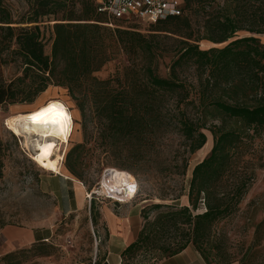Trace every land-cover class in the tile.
Wrapping results in <instances>:
<instances>
[{
  "label": "trees",
  "instance_id": "1",
  "mask_svg": "<svg viewBox=\"0 0 264 264\" xmlns=\"http://www.w3.org/2000/svg\"><path fill=\"white\" fill-rule=\"evenodd\" d=\"M24 1L27 11L15 16L0 0V107L31 103L50 86L64 88L103 140L131 143L129 154L138 161L144 157L140 143H152L167 129L180 135L189 154L204 146L203 130L212 134L208 155L192 168L186 204L164 206L152 219L144 213L122 264L138 255L158 261L189 244L206 262L229 264L210 260L209 240L214 224L246 193L252 174L240 166L243 150L264 131V44L257 37L264 35V0H181V15L148 24L150 34L107 18L95 0ZM43 20L53 22L50 55L44 53ZM163 38L176 43L166 77L154 68ZM201 41L223 45L201 49ZM119 51L133 56L122 73L96 78ZM11 63L20 75L5 80L1 69ZM186 167L185 161L182 174ZM65 168L77 177L72 165Z\"/></svg>",
  "mask_w": 264,
  "mask_h": 264
},
{
  "label": "rangeland",
  "instance_id": "2",
  "mask_svg": "<svg viewBox=\"0 0 264 264\" xmlns=\"http://www.w3.org/2000/svg\"><path fill=\"white\" fill-rule=\"evenodd\" d=\"M215 1L222 3L223 0ZM4 3L15 16L27 11L24 0H4ZM52 23L46 20L40 23L46 55H50ZM119 24L127 28L136 27L143 34H150L154 29L153 25L134 21H120ZM237 35L241 37L247 33L238 32ZM257 37L264 44V35ZM162 42L164 51L155 61L154 68L158 75L166 77L174 55L170 50L176 43L164 38ZM222 45L199 42L201 49ZM166 49L170 52H165ZM131 58L133 56L127 57L119 51L94 76L101 80L114 78L117 73H122ZM1 71L5 80L20 75L17 63L4 65ZM192 71L186 72L188 80H194ZM49 99L65 104L73 122L68 145L61 150V174L55 168H44V160L34 155L31 146H25L24 139L12 126V116L31 111ZM84 114L66 89L55 86L48 87L31 103L0 107V230L7 225L17 228L50 226L53 230L47 241L9 252L2 247L0 239V264H99L104 241L99 208L108 206L118 212L123 210L122 205L143 206L140 209L142 226L144 213L152 219L164 210V206L186 204L192 168L208 155L212 147L213 137L208 130H203L206 136L204 146L189 154L180 135L167 129L152 143H140L138 147L144 152V157L138 161L129 154L131 143L110 145L108 140L102 139L101 129L88 112ZM185 161L187 167L182 174ZM65 163L74 167L77 177L67 172ZM240 166L252 174V180L232 214L214 224L209 240L212 247L209 258L216 263L264 264V131L244 148ZM106 169L118 170L134 178L136 192L130 201L113 202L103 195L92 204L88 202L85 193L102 181ZM77 192L82 194L80 199L76 198ZM155 204L163 207L154 209L152 206ZM90 206H93V215ZM200 207L199 211H202ZM155 262L149 256L138 255L131 264Z\"/></svg>",
  "mask_w": 264,
  "mask_h": 264
},
{
  "label": "crops",
  "instance_id": "3",
  "mask_svg": "<svg viewBox=\"0 0 264 264\" xmlns=\"http://www.w3.org/2000/svg\"><path fill=\"white\" fill-rule=\"evenodd\" d=\"M86 194V193H85ZM82 194L76 193L80 199ZM95 201V200H94ZM129 204V203H128ZM123 210L115 212L108 206L99 208L103 222L104 241L101 245L99 264H122V252L137 238L141 229L140 209L143 206H125ZM53 235L50 226H31L17 228L4 226L0 230V239L8 252L10 250L27 247L30 244L47 241ZM7 253V252H5ZM153 264H214L206 262L199 252L191 245L183 250L156 261Z\"/></svg>",
  "mask_w": 264,
  "mask_h": 264
},
{
  "label": "bare ground",
  "instance_id": "4",
  "mask_svg": "<svg viewBox=\"0 0 264 264\" xmlns=\"http://www.w3.org/2000/svg\"><path fill=\"white\" fill-rule=\"evenodd\" d=\"M50 106L64 114L59 123H44L43 120L34 123L32 121L33 114L49 109ZM50 116L49 113L46 118L50 119ZM12 118L13 129L24 139L25 146H31L34 155L44 160L43 167L46 169L55 168L61 174L60 162L63 160V151L61 150H64L68 145L73 129L72 118L65 104L57 99H49L31 111L14 115ZM49 145L53 147H47ZM110 178L112 184L106 185V187L103 184L102 188L108 192L110 188L114 189L113 191L117 192L114 193L117 198H121L120 194L128 197L136 189L134 178L127 173L111 169Z\"/></svg>",
  "mask_w": 264,
  "mask_h": 264
},
{
  "label": "built area",
  "instance_id": "5",
  "mask_svg": "<svg viewBox=\"0 0 264 264\" xmlns=\"http://www.w3.org/2000/svg\"><path fill=\"white\" fill-rule=\"evenodd\" d=\"M97 10L103 13L109 19H117L124 21H134L143 24H153L159 20H164L170 16H180L181 0H95ZM112 26L111 24H109ZM111 169H106L102 175V181L92 188L85 195L88 202L91 199L97 200L99 196L110 199L113 202L130 201L136 192V189L127 197L120 194L121 198L115 196V191L111 188L109 192L103 190L102 185L112 184ZM115 193V194H114ZM119 195V194H118ZM125 198V199H124Z\"/></svg>",
  "mask_w": 264,
  "mask_h": 264
},
{
  "label": "snow or ice",
  "instance_id": "6",
  "mask_svg": "<svg viewBox=\"0 0 264 264\" xmlns=\"http://www.w3.org/2000/svg\"><path fill=\"white\" fill-rule=\"evenodd\" d=\"M51 114L50 119L46 118L47 114ZM63 113L56 111L52 106L49 107V109L42 110L40 113H35L32 115L31 119L34 123H39L43 120L44 123H59L61 118L63 117ZM47 147H53L52 145H49Z\"/></svg>",
  "mask_w": 264,
  "mask_h": 264
}]
</instances>
